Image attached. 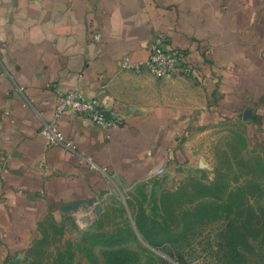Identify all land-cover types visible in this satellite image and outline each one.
Instances as JSON below:
<instances>
[{"label":"crops","instance_id":"crops-1","mask_svg":"<svg viewBox=\"0 0 264 264\" xmlns=\"http://www.w3.org/2000/svg\"><path fill=\"white\" fill-rule=\"evenodd\" d=\"M163 36L201 80L121 68ZM74 88L123 123L107 132L67 112L58 123L70 145L50 146L40 129L57 91ZM255 104L264 108V0H0V264L20 263L47 217L179 154L191 123H261Z\"/></svg>","mask_w":264,"mask_h":264},{"label":"rangeland","instance_id":"rangeland-1","mask_svg":"<svg viewBox=\"0 0 264 264\" xmlns=\"http://www.w3.org/2000/svg\"><path fill=\"white\" fill-rule=\"evenodd\" d=\"M180 144L143 178L47 217L18 264H264V113L198 120Z\"/></svg>","mask_w":264,"mask_h":264},{"label":"built area","instance_id":"built-area-1","mask_svg":"<svg viewBox=\"0 0 264 264\" xmlns=\"http://www.w3.org/2000/svg\"><path fill=\"white\" fill-rule=\"evenodd\" d=\"M122 69L137 72L147 71L157 78H193L201 80V67L192 62L186 50L173 46L166 38H157L149 55L139 61L125 55L120 60ZM67 112L85 116L107 132L120 126L123 119L115 112L109 111L98 99L88 97L78 88L58 90L54 107V118L42 125L40 133L46 138L48 145H70L59 126V119Z\"/></svg>","mask_w":264,"mask_h":264},{"label":"trees","instance_id":"trees-1","mask_svg":"<svg viewBox=\"0 0 264 264\" xmlns=\"http://www.w3.org/2000/svg\"><path fill=\"white\" fill-rule=\"evenodd\" d=\"M205 205H209V204H205ZM204 206V205H203Z\"/></svg>","mask_w":264,"mask_h":264},{"label":"clouds","instance_id":"clouds-1","mask_svg":"<svg viewBox=\"0 0 264 264\" xmlns=\"http://www.w3.org/2000/svg\"><path fill=\"white\" fill-rule=\"evenodd\" d=\"M78 223H79V220H78Z\"/></svg>","mask_w":264,"mask_h":264}]
</instances>
